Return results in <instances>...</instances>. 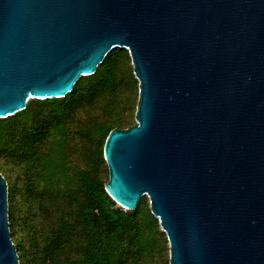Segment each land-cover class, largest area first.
Wrapping results in <instances>:
<instances>
[{
	"label": "water",
	"instance_id": "water-1",
	"mask_svg": "<svg viewBox=\"0 0 264 264\" xmlns=\"http://www.w3.org/2000/svg\"><path fill=\"white\" fill-rule=\"evenodd\" d=\"M115 46L137 94L103 139L105 193L147 196L167 264H264V0H0V117ZM5 209L0 175V264H18Z\"/></svg>",
	"mask_w": 264,
	"mask_h": 264
},
{
	"label": "rangeland",
	"instance_id": "rangeland-1",
	"mask_svg": "<svg viewBox=\"0 0 264 264\" xmlns=\"http://www.w3.org/2000/svg\"><path fill=\"white\" fill-rule=\"evenodd\" d=\"M128 63L131 68L129 57ZM134 86L131 96H127L126 85L117 96L118 101L126 98L122 108L117 109L120 113L117 117L129 114L131 123L134 122L136 79ZM37 100L39 98L27 96L24 108L12 113L25 110L26 116H19L12 125L4 121L8 115L0 117V175L5 179V216L18 264H38V255L31 256L33 246L42 244L44 236L55 228L58 216L74 220L73 215L84 201V173H90L103 186L107 168L102 159L105 134L101 130L106 125L109 129L114 127L116 118L112 113L105 116L99 106H80L61 115L62 108L58 104L42 107L32 118L33 112L28 109ZM32 120L35 125L44 124L42 133L29 150L23 147L26 156L20 152L17 155L15 151H19L17 146L22 141H19L20 129H26ZM10 126H13L11 132ZM126 210L133 213L136 237L132 251L123 257L124 264H167L166 238L149 211L147 196L141 194L134 207ZM80 230L81 226L76 224L75 236L71 238L78 236ZM18 248L24 250L23 257L17 255ZM70 252L77 258L80 250L71 248Z\"/></svg>",
	"mask_w": 264,
	"mask_h": 264
},
{
	"label": "trees",
	"instance_id": "trees-1",
	"mask_svg": "<svg viewBox=\"0 0 264 264\" xmlns=\"http://www.w3.org/2000/svg\"><path fill=\"white\" fill-rule=\"evenodd\" d=\"M123 85L128 88L127 96H131L135 79L132 77L127 52L124 48L115 46L104 53L92 73L84 77L78 76L71 89L63 96L39 99L28 110L33 112V118L34 113L51 104L61 106V115L80 106H99L105 116L110 113L116 116L113 126L125 127L131 123L130 115L117 117L120 114L117 109L122 108L123 99L126 100L122 98L118 101L117 98ZM50 113L54 112L50 110ZM23 115L26 116L25 110L8 115L4 121L12 125ZM1 122L2 120L0 124ZM43 127L44 124L35 125V120H32L26 129L21 128L19 141H22L15 154L20 152L26 156L23 147L29 150L39 139ZM109 127L106 125L101 132L106 134ZM12 130L13 126H10L9 131ZM98 158L101 160L100 155ZM82 177V205L73 215L74 220H68L64 215L58 216L55 228L44 236L42 244H34L31 256L38 255V264H124L123 257L132 251L136 237L132 211L114 205L103 190L101 182L91 177L90 173H84ZM76 224L81 226L80 233L71 238L72 235L75 236ZM71 248L80 250L77 258L71 255ZM23 251L18 248L17 255L23 257Z\"/></svg>",
	"mask_w": 264,
	"mask_h": 264
}]
</instances>
